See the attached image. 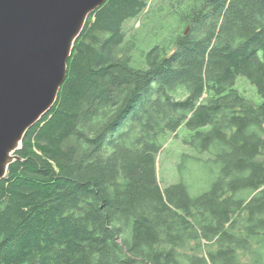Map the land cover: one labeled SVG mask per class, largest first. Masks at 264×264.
<instances>
[{
    "label": "trees",
    "instance_id": "trees-1",
    "mask_svg": "<svg viewBox=\"0 0 264 264\" xmlns=\"http://www.w3.org/2000/svg\"><path fill=\"white\" fill-rule=\"evenodd\" d=\"M16 155L0 264H264V0H108ZM191 162L214 168L196 196Z\"/></svg>",
    "mask_w": 264,
    "mask_h": 264
},
{
    "label": "water",
    "instance_id": "water-1",
    "mask_svg": "<svg viewBox=\"0 0 264 264\" xmlns=\"http://www.w3.org/2000/svg\"><path fill=\"white\" fill-rule=\"evenodd\" d=\"M107 1L0 0V182L57 103L75 43Z\"/></svg>",
    "mask_w": 264,
    "mask_h": 264
},
{
    "label": "rangeland",
    "instance_id": "rangeland-1",
    "mask_svg": "<svg viewBox=\"0 0 264 264\" xmlns=\"http://www.w3.org/2000/svg\"><path fill=\"white\" fill-rule=\"evenodd\" d=\"M157 1H159V0H157ZM96 12H94L92 14H95ZM88 19H89V17H88ZM169 23H170V20L166 19V24H165V28H164L163 32L168 33L166 28L168 27ZM86 24H87V22H86ZM141 25H142V22L140 23L139 21L132 19L127 24V30L128 31H131V30L137 31L138 29H140ZM84 29H85V27H84ZM183 30H184V28H181V27L179 28V32H182ZM185 31H190V28L187 27L185 29ZM144 34H145L144 32L139 31L140 40L143 39ZM151 34L160 35L155 30L152 31V29L148 27L147 32H146V38H152ZM145 47L143 49H145ZM124 50H125V46L122 47V51H124ZM148 50H150V49H148ZM120 56L122 57L123 54H121ZM71 57H72V55H71ZM70 60H71V58H70ZM70 60H69V62H70ZM69 62H68V70H69ZM67 78H68V73H67ZM66 81H67V79L65 80L64 84L66 83ZM239 84L242 87L245 86L248 89L250 87L248 84L247 85L244 83H239ZM183 151H184V148L181 145V142L174 141L170 144H167L165 146L163 152L160 154V156H159V168H160L159 176H160L162 187H167L170 184L178 181V179H179V177H178L179 165L181 164V155H182ZM184 175H185V181L189 185V188H190L193 196H196V195H198V193L209 189L210 185L208 182H209V180H212L215 176L214 175V168H212L210 165H200V164H195L193 162L189 163L186 166Z\"/></svg>",
    "mask_w": 264,
    "mask_h": 264
},
{
    "label": "flooded vegetation",
    "instance_id": "flooded-vegetation-1",
    "mask_svg": "<svg viewBox=\"0 0 264 264\" xmlns=\"http://www.w3.org/2000/svg\"><path fill=\"white\" fill-rule=\"evenodd\" d=\"M95 15H96V13H95ZM95 19H96V16L92 19L93 21H95ZM91 27V25H89V28Z\"/></svg>",
    "mask_w": 264,
    "mask_h": 264
},
{
    "label": "bare ground",
    "instance_id": "bare-ground-1",
    "mask_svg": "<svg viewBox=\"0 0 264 264\" xmlns=\"http://www.w3.org/2000/svg\"><path fill=\"white\" fill-rule=\"evenodd\" d=\"M82 32H83V31H82ZM186 32H187V34L189 33V31H186ZM185 34H186V33H185ZM187 34H186V35H187ZM74 47H75V46H74Z\"/></svg>",
    "mask_w": 264,
    "mask_h": 264
}]
</instances>
